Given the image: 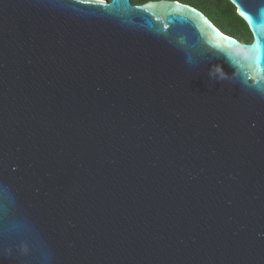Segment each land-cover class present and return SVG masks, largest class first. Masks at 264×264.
Instances as JSON below:
<instances>
[{
  "label": "water",
  "instance_id": "water-1",
  "mask_svg": "<svg viewBox=\"0 0 264 264\" xmlns=\"http://www.w3.org/2000/svg\"><path fill=\"white\" fill-rule=\"evenodd\" d=\"M252 4L0 0V264H264Z\"/></svg>",
  "mask_w": 264,
  "mask_h": 264
},
{
  "label": "flooded vegetation",
  "instance_id": "flooded-vegetation-1",
  "mask_svg": "<svg viewBox=\"0 0 264 264\" xmlns=\"http://www.w3.org/2000/svg\"><path fill=\"white\" fill-rule=\"evenodd\" d=\"M151 1L161 0H131L133 5H144ZM177 1L192 6L204 13L219 30L243 43H251L252 32L248 23L239 13V7H252V0H239V5L230 0H166Z\"/></svg>",
  "mask_w": 264,
  "mask_h": 264
}]
</instances>
